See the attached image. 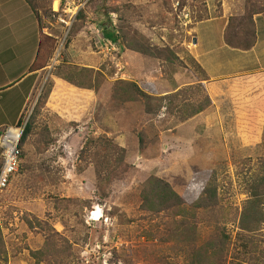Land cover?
Here are the masks:
<instances>
[{
    "label": "rangeland",
    "instance_id": "374dc122",
    "mask_svg": "<svg viewBox=\"0 0 264 264\" xmlns=\"http://www.w3.org/2000/svg\"><path fill=\"white\" fill-rule=\"evenodd\" d=\"M36 1L44 32L56 44L49 71L23 116L27 121L34 116L33 136L24 147L18 173L0 192V264H187L190 245L200 247L222 233L229 240L214 264H264V224L250 231L241 225L247 200L244 178L259 175L264 160V83L256 91L250 87L255 81L249 85L242 78L207 84L189 53L190 32L199 20L264 12V0H95L68 35L54 16L56 0ZM225 22L210 23L209 31L207 25L196 27L201 52L216 53L203 35L214 32L220 43ZM110 26L116 28L119 53H105L96 33ZM146 42L171 50L168 58H151L152 69L161 80L185 85L179 90L182 105L207 107L211 102L208 110L216 103L222 116L220 133L209 134L206 142L201 132L190 145H180L175 138L164 149L168 128L179 125L177 116L165 108L149 115L144 102L125 98V86L116 90L131 76L146 80L144 60L132 58L131 66L124 55V50L136 53ZM260 51L257 63L264 65ZM90 64L97 70H90ZM67 67L89 69L78 78L86 89L54 76ZM51 86L45 105L34 114L40 96ZM165 104L174 107L179 102ZM190 135L182 137L193 141L195 134ZM105 137L125 149L124 161L130 166L113 181L97 179V161L107 154L99 144L80 157L88 141ZM213 172L217 208L197 211L184 225L170 213L143 211L141 191L149 177L168 182L189 209L201 192L189 186L203 188ZM95 216L101 219L93 221Z\"/></svg>",
    "mask_w": 264,
    "mask_h": 264
},
{
    "label": "trees",
    "instance_id": "16d2710c",
    "mask_svg": "<svg viewBox=\"0 0 264 264\" xmlns=\"http://www.w3.org/2000/svg\"><path fill=\"white\" fill-rule=\"evenodd\" d=\"M25 1L34 13V16L36 17L40 28L39 49L37 52L36 60L33 65V71L36 72L49 66V61L55 49L56 40L44 34L43 32L40 11H38V7L36 6L37 1ZM94 1L95 0H93L92 3ZM84 12L85 11H83L82 13ZM81 14L79 15V18H82ZM260 14H264V12L262 10H252L250 12L246 11L243 16L230 17L224 30V42L226 46L231 49L243 52L251 51L255 47L257 42L255 16ZM202 20H199L198 22ZM115 29L116 28H113L111 26L105 28L104 36L106 39L112 40L113 42L119 44V37ZM135 51L136 53H139L152 59H159L161 57L168 58L170 56L167 55V53H170V55L172 56V52L169 48H159L151 46L148 42L139 44V47H137ZM167 61H169L170 63L173 62V60L171 59H168ZM177 61H180V59L177 58ZM89 69H74L67 67L65 73L64 71L62 72V70L60 69L56 74H54V76L80 89H86L85 85L78 81V78L84 76L85 74H88ZM242 81H244L245 83L250 82L249 85L253 81H255L256 84H251L250 87L256 91L257 89H259V86L264 83V73L244 77L242 78ZM120 86H125L126 88H123L124 96L126 99L130 100L131 102H144L146 106L145 112L147 114H157L161 112L163 108H165L167 112L170 111L173 113V116H177V120L179 123H184L196 117L197 115L204 112L207 107H209L211 104V102L209 101L210 103H208L209 105L207 107H204L202 105H182V102L180 101V97L182 94L181 91H177L176 93L167 95L165 97L157 98L142 91L135 82L121 81L118 86V89L116 87V90L119 91ZM52 89L53 87L51 86L46 92L44 91L43 94L40 96L37 105L35 106L34 114L39 111L42 105H45L44 102L52 93ZM88 89L92 90L93 88ZM114 93L115 95H117V92ZM135 95L136 97L134 98ZM168 101L171 102V104L175 102H179V104L174 105V107H171L165 104ZM153 102L157 103L158 105H153ZM31 117L32 118H30V120L26 123L23 137L20 142V163L24 158V147L27 141L33 136L34 133V116ZM20 123L21 124L19 125L24 124V120L22 119ZM98 144L102 147V149L106 150L107 154L104 158H101L97 161V179H108L110 181H113L112 178L118 179L122 175L127 174L130 169V166L124 161V156L126 153L125 149L113 144L106 137L99 138L98 140L94 141H88L84 145L80 157H83V155H88L89 152L91 153L93 147H99ZM140 148L143 149L142 144ZM260 171L261 172L257 176L250 175L244 178V183L246 185L247 191V200L243 206L241 216V225L243 231H250L252 229V226L256 227L264 224V160L261 164ZM215 174L216 173L213 172L211 179L203 188L202 186H193V184L189 186V190H201L200 194L198 195V198L189 209L186 207L184 198L180 196L168 182L158 177L151 176L146 180L142 187V209L143 211L156 216L162 213H170L176 222H179L180 224L184 225L183 221L186 220L188 217H195V213L197 211L204 209L213 210L219 206L220 199L216 185ZM220 235L221 238H212L200 247L190 245V257L187 264H214L217 256L223 255L222 249H224L225 243L229 240L225 234L222 233ZM238 236L242 239V241H244V236L241 233L240 235L238 234Z\"/></svg>",
    "mask_w": 264,
    "mask_h": 264
},
{
    "label": "crops",
    "instance_id": "0c3cea01",
    "mask_svg": "<svg viewBox=\"0 0 264 264\" xmlns=\"http://www.w3.org/2000/svg\"><path fill=\"white\" fill-rule=\"evenodd\" d=\"M222 19H225L226 22L222 27V40L220 43L217 36L214 37V32H212L213 34L203 35L205 42L215 48L216 53H213L212 50L201 52L202 37L198 36L196 27L207 25L206 28L209 31V28L212 27L210 23ZM227 22L228 17L225 14L220 17L212 16L197 22L190 32L192 34V47L189 48V53L208 78L205 80L207 84L264 73V65L257 63V54L260 47V55L264 58V14L255 16L257 42L255 47L248 52L234 50L226 46L224 30ZM260 24H262V34L260 33ZM194 39L197 41L196 44L193 43ZM39 42V23L26 1L0 0V133L6 128L21 124V120H24L26 106L28 107V103L33 101L36 91L42 83L43 75H46L49 71L48 67L36 72L33 71ZM124 52L127 61L130 58L129 65L131 66L134 65L131 61L132 58L136 57L144 60L142 74L144 73L146 80L143 77L131 76L127 81L135 82L147 94L160 98L176 93L185 87V85L177 83L176 80L169 82L158 78L152 69L153 62L151 58L133 51L124 50ZM218 55L225 56L227 59L221 60ZM88 67L97 70L95 65L90 64ZM221 119L219 109L216 107V103L213 102L211 108L196 117L181 124L178 122V126L168 128L166 134L169 135V142L167 141V144L173 143V139L176 138V142L180 145H190L202 136L201 132L205 135L202 138L206 140V136L209 134L221 132ZM24 123H27V120H24ZM190 134H195L193 141L188 137H182L191 136ZM177 135L180 136L177 137ZM124 142L123 147L126 148L127 141ZM167 144H165L164 149L170 148V145Z\"/></svg>",
    "mask_w": 264,
    "mask_h": 264
},
{
    "label": "built area",
    "instance_id": "2783aa9c",
    "mask_svg": "<svg viewBox=\"0 0 264 264\" xmlns=\"http://www.w3.org/2000/svg\"><path fill=\"white\" fill-rule=\"evenodd\" d=\"M93 0H56L53 3L54 16L68 35L79 15L85 11ZM57 4V8L55 5ZM100 38V44L107 54L119 53L121 46L105 38L104 33L96 31ZM26 123L9 127L0 134V192H4L10 185L15 174L18 173L20 165V142L23 137ZM95 212L92 213V216ZM101 218H95L93 221H99Z\"/></svg>",
    "mask_w": 264,
    "mask_h": 264
},
{
    "label": "water",
    "instance_id": "95a60500",
    "mask_svg": "<svg viewBox=\"0 0 264 264\" xmlns=\"http://www.w3.org/2000/svg\"><path fill=\"white\" fill-rule=\"evenodd\" d=\"M193 43H194V44H196V43H197V41H196V40H194V41H193Z\"/></svg>",
    "mask_w": 264,
    "mask_h": 264
},
{
    "label": "bare ground",
    "instance_id": "6f19581e",
    "mask_svg": "<svg viewBox=\"0 0 264 264\" xmlns=\"http://www.w3.org/2000/svg\"><path fill=\"white\" fill-rule=\"evenodd\" d=\"M56 6V5H55ZM2 133V132H1ZM20 166V165H19Z\"/></svg>",
    "mask_w": 264,
    "mask_h": 264
}]
</instances>
